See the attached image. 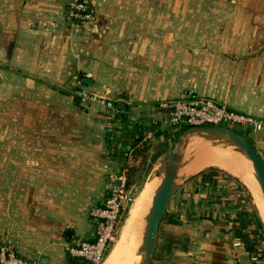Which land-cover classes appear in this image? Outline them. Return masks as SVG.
<instances>
[{"label": "crops", "instance_id": "obj_1", "mask_svg": "<svg viewBox=\"0 0 264 264\" xmlns=\"http://www.w3.org/2000/svg\"><path fill=\"white\" fill-rule=\"evenodd\" d=\"M69 2L0 0V244L38 264H70L67 246L94 239L110 173L130 175L143 141L164 138L162 102L199 95L264 119V0H208L209 13L240 16L239 38L191 50L153 35L167 0H89L94 18L78 25ZM83 90L116 109L83 106ZM254 137L264 158V132ZM191 164L168 207L180 223L162 222L152 264H264L235 234L260 233L238 212L242 188Z\"/></svg>", "mask_w": 264, "mask_h": 264}, {"label": "rangeland", "instance_id": "obj_2", "mask_svg": "<svg viewBox=\"0 0 264 264\" xmlns=\"http://www.w3.org/2000/svg\"><path fill=\"white\" fill-rule=\"evenodd\" d=\"M167 1H168L167 9L162 8L161 13H159L160 11L159 9L156 10L153 9L152 22L153 24L159 22L166 23L167 25L166 29H163L162 31H153V35L161 34L163 38H167L168 44H171V41L175 42L176 39L179 40L181 38L184 40L185 42L184 44L186 47L189 48V50H191L192 47H195V45L198 46L200 45L199 48L207 49L208 41L212 42L210 43L212 47L213 45L218 47L217 44H219L220 46L224 45L225 41H227L231 37L239 38V29H238L239 20H240L239 15L211 14L209 13L208 8L206 6L208 0H167ZM176 2L178 3L176 4ZM180 2H182L181 4H183V6L180 5ZM194 3H200L203 6L205 5L206 8L201 7L199 9L195 7ZM214 42H218V43H215L216 44L215 45ZM203 45L205 46L202 47ZM184 96L183 98L189 97V95H186V97ZM261 120L264 121V119ZM162 128L165 130L163 131L165 133H164V138L162 140L156 137L150 140L143 141L142 143L143 146H141L137 151L136 157L138 163L135 165L130 175H127L128 180L129 179L131 180V184L130 186H128L130 200L125 205V209L117 229L115 240L109 247V250L106 254V258L102 264H126L131 258V255L127 256L129 255V252L126 255L124 254L125 246L123 247L124 249L123 253L119 255L115 254L116 250L122 244L123 235L127 230L128 225L132 221L131 211L138 204V201L141 200L142 193L146 188L148 180L154 178L155 180H159V182L161 181L162 177H157L156 174L161 170L164 161L166 160L169 152L171 151L176 141V138L178 137V135H180L181 131L184 129L182 128L177 130L167 126L166 123L162 126ZM174 130L177 131L176 134L174 133L175 132ZM235 131L244 135L246 138L250 139L251 141H254L255 139L254 136L257 133L254 132L253 130L245 129V128L238 129ZM163 132L161 131L160 135ZM168 136H173V137L170 141L168 140V142L166 143ZM195 143L197 144L203 143V144L193 151L195 147L193 145ZM217 151L229 153L235 156L237 160H235L233 157H230V160H228L229 165L228 168L226 169L220 166L207 167L206 169L215 168L216 170H218L219 176H222L226 180L232 182L234 185L238 186V188H242V192H244L246 197H243L241 201L246 200L250 202L244 204L239 200V204H241V206L238 208L239 210L238 212L240 214H244L246 217L247 215H249L248 217H251L252 220L256 222V224L258 217V219L261 220L264 228V196L254 176V171L251 161L248 160L247 157L238 148L222 140H205V139H199L197 137H192L190 139V143L186 150L183 159V164H187L191 161H194V158L198 153L201 152L212 153ZM245 174L249 175L252 178L254 184L257 185V189H256L257 194H256V190L252 189L253 186L249 181V179L245 176ZM180 176L178 178L179 182L182 180ZM255 185L254 188L256 187ZM151 203L152 201L150 200L147 204V210H146L147 212L145 211L143 213L142 218L139 221L140 222L139 240L137 242V245L135 246L136 249L132 251V253H134L135 256L140 255V250L143 244V236L146 226V217L149 212ZM259 241L261 243L264 240L260 238ZM262 245H264V243L261 244L259 248H263L264 246ZM2 247L5 248L4 245L0 244V248ZM0 258H1V250H0ZM0 264H3L1 263V260H0Z\"/></svg>", "mask_w": 264, "mask_h": 264}, {"label": "built area", "instance_id": "obj_3", "mask_svg": "<svg viewBox=\"0 0 264 264\" xmlns=\"http://www.w3.org/2000/svg\"><path fill=\"white\" fill-rule=\"evenodd\" d=\"M67 16L71 23L76 25L93 20L94 15L89 0H70ZM78 95L83 106L96 104L105 110L116 109L115 104L103 96L84 90ZM159 106L169 112L166 124L174 129L223 126L232 130L245 128L257 133L264 132L263 120L237 112L226 104L207 97L180 98L162 102ZM127 182L125 173H110L107 197L100 206L92 208L90 212L95 225L94 239H78L71 243L66 248L70 257L80 259L85 264L104 262L109 247L115 240L125 205L130 200ZM0 250V260L3 264H38L18 258L6 247ZM252 258L256 262L258 254H253Z\"/></svg>", "mask_w": 264, "mask_h": 264}, {"label": "water", "instance_id": "obj_4", "mask_svg": "<svg viewBox=\"0 0 264 264\" xmlns=\"http://www.w3.org/2000/svg\"><path fill=\"white\" fill-rule=\"evenodd\" d=\"M192 137L222 140L238 148L251 161L254 176L264 196V158L256 144L239 132L223 126L190 127L176 139L157 177H162L155 190L146 217L139 264H152L158 241V232L170 202L177 192V180L183 159Z\"/></svg>", "mask_w": 264, "mask_h": 264}, {"label": "bare ground", "instance_id": "obj_5", "mask_svg": "<svg viewBox=\"0 0 264 264\" xmlns=\"http://www.w3.org/2000/svg\"><path fill=\"white\" fill-rule=\"evenodd\" d=\"M202 144L203 143H199V144L195 143L193 145L195 146L193 151L196 150L198 147H200ZM230 157H233L235 160H237L235 156L221 151L212 152V153L201 152L195 156L194 161H192L190 168L193 171H200L209 166H220L226 169L228 168L229 165L228 160H230ZM245 176L249 179L250 182H252V178L249 175L245 174ZM158 184H159V180H155L154 178L148 180L146 188L142 193L141 200L138 201V204L131 211L132 221L128 225L127 230L123 235V239L121 238L122 244L119 246L117 250L115 249L116 250L115 254L119 255L123 253L124 250L123 247L125 246L124 254L126 255L129 252V255L127 256L131 255V258L129 257L130 259L126 264H139L140 262V255L135 256L134 253H132V251L136 249L135 246L137 245V242L139 240V232H140L139 221L141 220L143 213L147 210L148 202L150 200L152 201V198L154 196L156 188L158 187Z\"/></svg>", "mask_w": 264, "mask_h": 264}, {"label": "trees", "instance_id": "obj_6", "mask_svg": "<svg viewBox=\"0 0 264 264\" xmlns=\"http://www.w3.org/2000/svg\"><path fill=\"white\" fill-rule=\"evenodd\" d=\"M194 97H196V96H194ZM114 104L117 105L116 103H114ZM187 129L188 128H184L181 131V133ZM209 167H212V166H209ZM199 176L202 177L203 181L213 182V181H216V177L218 176V170H216L215 168H208V169L205 168L204 171L199 173ZM130 184H131V180L129 179L127 182V185L130 186ZM163 221H167L171 224H179L180 223V219L178 217V214L173 213V212H169V210L166 212V215H165ZM257 222H258V225L260 228V233H257V236L252 238L251 235L244 233L243 227L242 228L241 227L235 228V234L237 237H239L243 240L246 249L250 253L255 251V253L258 254V258H259V257H261L262 253H264V247H263V249L259 250V246L264 243V241H262L261 243L259 241L260 238L262 240H264V228H263V224H262L260 219H258ZM69 259H70V264H85L84 261L76 259V258L69 257Z\"/></svg>", "mask_w": 264, "mask_h": 264}]
</instances>
